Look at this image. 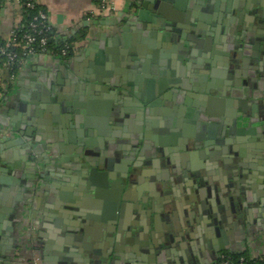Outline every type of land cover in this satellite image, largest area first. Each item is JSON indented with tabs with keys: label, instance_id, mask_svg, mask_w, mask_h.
Segmentation results:
<instances>
[{
	"label": "crops",
	"instance_id": "0c3cea01",
	"mask_svg": "<svg viewBox=\"0 0 264 264\" xmlns=\"http://www.w3.org/2000/svg\"><path fill=\"white\" fill-rule=\"evenodd\" d=\"M192 1L167 0L175 10ZM206 1L214 37L190 53L188 39L173 41L154 24L149 0H39L56 39L86 35L69 59L35 53L12 78L0 69V264H212L226 251L264 255V0ZM19 11L12 1L0 9L1 36ZM231 86L236 105L192 94L231 97ZM211 120L218 133L235 130L224 135L228 155L215 165L205 146L183 149L176 160L184 180L171 178L178 165L166 162L167 150L177 137L207 136ZM115 204H123L116 222Z\"/></svg>",
	"mask_w": 264,
	"mask_h": 264
},
{
	"label": "water",
	"instance_id": "95a60500",
	"mask_svg": "<svg viewBox=\"0 0 264 264\" xmlns=\"http://www.w3.org/2000/svg\"><path fill=\"white\" fill-rule=\"evenodd\" d=\"M149 1H151L153 4L147 6L145 3L143 6H144V9L148 8V7H149V9H151V17H152L154 24L159 26V27H164V28L168 29L169 31L164 32V35L168 36L173 41H176L177 38H178V40H183V41H184V39L185 40L188 39V41L184 42V43L188 44L190 41L191 46L194 48L192 50H189L190 53L197 52V50H196L197 48H199V49L207 48L208 42L211 39L213 40L214 33H215V27L208 26V23L211 24L212 18L210 17V14L206 13V11L210 12V10L212 9L211 8L212 6L206 0L192 1L193 4H191L189 6V8H185L183 10H175L173 8V6L167 2V0H149ZM248 9H250L251 11L249 12V14H247L248 15V16H246L247 19H254V14H255L254 6L251 5V6H249ZM201 21L206 22L207 25L203 26ZM205 43H206V46H205ZM233 84H235V82H233ZM115 85H118V84L116 83ZM97 86L101 89H103V88L107 89L108 88L106 85H103V86L97 85ZM194 90L199 92V90H202V89L194 88ZM230 91H231L230 92L231 97L225 96L227 94V91H216L214 93H211L209 91V89H207L206 91H203L202 94L200 92H199L200 94H196V93H192V94H194V96H197V97L202 96L204 98H208L209 100L219 99V100L224 101V102L232 103V105L233 104L236 105L237 101H239V99L233 98L234 96H236V94H235V89L232 88V86L230 87ZM115 92H116V90H115ZM120 92L125 94V95L130 96L132 93V89H131L130 85H128V84H121ZM134 94H135V97L138 99L137 101L139 102V104L143 105V97L140 96V93L135 92ZM230 109L231 108H228L227 110H229L231 112L235 111V108H232V110H230ZM238 113H239V116L244 115V114H242L241 111H239ZM187 114L191 115V112H187ZM227 115L229 117L231 115V113L227 112ZM105 118L106 117H102V119H105ZM245 118L246 117H244V119ZM247 118L245 120H249ZM86 119L89 121L92 118L86 117ZM219 128H220V124L216 123V122L209 125V131H208L209 138L215 137ZM231 129H230V132L234 133L235 130L233 131V128H231ZM236 131L238 133H244L245 132V130H243V129H239ZM247 132L250 134V133H255L256 131H255V129L254 130L249 129V130H247ZM262 138H264V136H262ZM95 143L96 142H93V141H92V143L89 142V144H95ZM208 143L209 142L205 141L204 146L206 147V145H208ZM204 146L202 145L201 148ZM183 147L186 148V145L184 144ZM77 151L81 152V151H83V148L82 147L77 148ZM82 155H83V153H82ZM221 157H225V155H219L217 157V159H215V158L212 159L214 161L215 165L219 164V159H221ZM225 162H226V160H225ZM240 165H242V163ZM91 170H94V168H92ZM117 183L118 182L116 181V184Z\"/></svg>",
	"mask_w": 264,
	"mask_h": 264
},
{
	"label": "trees",
	"instance_id": "16d2710c",
	"mask_svg": "<svg viewBox=\"0 0 264 264\" xmlns=\"http://www.w3.org/2000/svg\"><path fill=\"white\" fill-rule=\"evenodd\" d=\"M11 1L14 2L13 0ZM6 2H9V0H0V9L6 4ZM28 2H32L33 6H28ZM19 3V12L21 16L18 25L15 27L16 38L21 41V38H23L25 33L33 32L30 27V23H36L37 29L40 30V32H36L34 34L37 38L41 36H45L47 38L46 47L48 51L53 54H60L64 60L69 59L75 52L76 42L85 37V29H80L67 39H56L54 27L50 24L48 18H36L40 10L47 14L45 7L39 2V0H19ZM5 40V37L0 35V44ZM22 43L24 44V41H22ZM33 48L35 53H43L42 46L38 42L33 44ZM16 49L20 52L21 58L26 61L29 57V55L25 53L27 48L18 47ZM63 51H65L64 54H62ZM20 68L21 67L19 66L13 67V69L9 71V74L16 75ZM224 255L230 257L234 261H237L240 257H244L246 264H264V255L252 256L247 252L234 251H226ZM219 260L220 256L212 264H217Z\"/></svg>",
	"mask_w": 264,
	"mask_h": 264
},
{
	"label": "flooded vegetation",
	"instance_id": "af4514ba",
	"mask_svg": "<svg viewBox=\"0 0 264 264\" xmlns=\"http://www.w3.org/2000/svg\"><path fill=\"white\" fill-rule=\"evenodd\" d=\"M198 100H201L200 98H197ZM184 100H186V97H185V99ZM136 113L138 114V110L136 109ZM125 114V113H124ZM121 112H119V114L116 116L115 115V118H118V119H121ZM138 121H139V118H137V116H135V126H138L139 124H136V122L138 123ZM212 121V123L213 122H216L215 120H211ZM211 121H210V123L209 124H212L211 123ZM122 122L123 121H119V120H116V124H117V127H118V130L119 131H121L122 129H125L126 128V125L125 124H123V125H121L122 124ZM221 119L219 120V123L221 124ZM224 127V126H223ZM227 128H228V130H227ZM232 128V126H228V127H225V129L223 130H221L220 129V133H216V135H215V137H213V138H209V136H208V133H207V136L206 135H202V134H200V133H198V132H196V134L193 136V134H190V135H188V137L189 138H192V139H190V140H188V141H186V143H184V141H179L180 139H182L181 138V136L180 137H177V142H175L176 144L175 145H173V148H172V150H167L168 152H169V154H170V156H167V163H170V162H175L178 166L175 168V171H172V172H174V174L176 173L177 174V176L176 175H174V174H172L171 173V178H174L175 180H179L180 181V183L184 180L183 178H182V176H180L179 174V170H180V167H181V165H182V162L180 161V160H176L179 156H181L182 154V151L181 150H183V151H188L187 153H188V155H192L193 153H192V151H193V149H195V148H201V146L203 145L204 146V142H202L201 140H202V138L204 137V136H206L205 137V140L204 141H207V142H209L208 143V145H206V148H207V151L210 153V155L212 156V158H217L219 155H228V148H227V145H226V143L227 142H229L227 139H228V137L226 136H224L225 135V133L226 134H232L231 132H230V129ZM232 130V129H231ZM233 131H234V129H233ZM235 132V131H234ZM193 136V137H192ZM131 140H136V138H135V136H132V138H130ZM173 141H175V139H173ZM174 144V143H173ZM186 145V148H183L182 146L183 145ZM234 150V149H233ZM228 151V152H227ZM126 161H128L127 160V158L125 159ZM121 164L122 165H124L125 164V162H121ZM127 165V164H126ZM138 166V165H137ZM168 174H169V171L167 172ZM170 178V179H171ZM187 179V178H186ZM115 181H117L118 183L116 184V182H115V196H117L118 197V191H119V189L122 187V183H121V181L118 179V180H115ZM188 182H190V181H188ZM195 185L197 186L196 187V190H197V197H200V195H202V193H203V190H202V188H203V185H202V181L200 180V181H198L197 179L195 180ZM202 187H201V186ZM208 191V190H207ZM206 195H209L207 192H206ZM122 196H123V198H124V193L122 194ZM201 202H202V198H201V201H200V203L199 204H201ZM190 203V202H189ZM122 205L123 204H115V222H116V212H117V209H118V207L120 208V210L122 209L121 207H122ZM221 230H224V228H221ZM220 247H222V245H220ZM182 260V259H181ZM33 261V260H32ZM183 261V260H182ZM40 262V261H39ZM41 263V262H40ZM179 262L178 261H173V263L172 264H178ZM42 264V263H41ZM204 264H205V262H204Z\"/></svg>",
	"mask_w": 264,
	"mask_h": 264
},
{
	"label": "built area",
	"instance_id": "2783aa9c",
	"mask_svg": "<svg viewBox=\"0 0 264 264\" xmlns=\"http://www.w3.org/2000/svg\"><path fill=\"white\" fill-rule=\"evenodd\" d=\"M11 1V0H9ZM14 3H16L18 6L20 5L19 0H13ZM28 6L32 7L33 3L28 2ZM40 17L41 19H47L48 15L43 12L39 11L38 15L36 16ZM19 21L16 22L13 27L11 28L8 35L5 37V41L0 44V69L6 70L8 73L13 67L19 66L22 67L24 60L20 56V52L16 49L18 47L27 48L26 54L33 55L35 54L33 44L35 42H38L43 49V52H49L46 43L47 38L45 36H41L37 38L34 33L40 32V30L37 29L36 23H30V27L33 30V32H28L23 35V38H21V41L16 38V32L15 27L18 25ZM24 41V44L22 43ZM65 51L62 52L64 54ZM15 76L14 74H10V77L12 78ZM4 81L2 80V77L0 76V85H3ZM29 264H41L38 260H33ZM217 264H246L244 257H240L237 261L232 260L230 257H227L222 253L220 255V260Z\"/></svg>",
	"mask_w": 264,
	"mask_h": 264
}]
</instances>
